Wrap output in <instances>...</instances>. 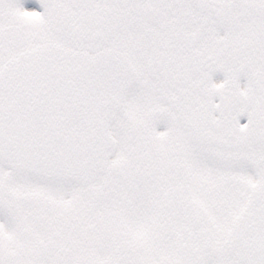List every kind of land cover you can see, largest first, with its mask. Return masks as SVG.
<instances>
[{"label":"flooded vegetation","instance_id":"obj_1","mask_svg":"<svg viewBox=\"0 0 264 264\" xmlns=\"http://www.w3.org/2000/svg\"><path fill=\"white\" fill-rule=\"evenodd\" d=\"M43 46L119 55L136 87L90 183L0 165V264H264V237L229 245L264 186V0H0V73Z\"/></svg>","mask_w":264,"mask_h":264},{"label":"water","instance_id":"obj_2","mask_svg":"<svg viewBox=\"0 0 264 264\" xmlns=\"http://www.w3.org/2000/svg\"><path fill=\"white\" fill-rule=\"evenodd\" d=\"M82 9L145 0H56ZM123 57L84 58L56 46L23 53L0 73V165L45 184L78 186L100 176L115 151L110 128L135 89ZM247 244L264 237V186L233 226Z\"/></svg>","mask_w":264,"mask_h":264},{"label":"rangeland","instance_id":"obj_3","mask_svg":"<svg viewBox=\"0 0 264 264\" xmlns=\"http://www.w3.org/2000/svg\"><path fill=\"white\" fill-rule=\"evenodd\" d=\"M243 17H244L243 19L249 18V12L247 11L246 13H244Z\"/></svg>","mask_w":264,"mask_h":264}]
</instances>
